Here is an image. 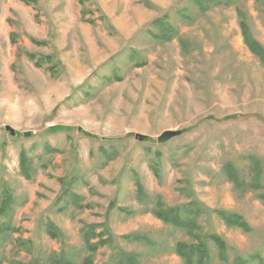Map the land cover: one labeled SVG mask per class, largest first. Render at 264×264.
<instances>
[{
  "label": "rangeland",
  "instance_id": "374dc122",
  "mask_svg": "<svg viewBox=\"0 0 264 264\" xmlns=\"http://www.w3.org/2000/svg\"><path fill=\"white\" fill-rule=\"evenodd\" d=\"M239 8L264 46V0L204 11L193 0H0V197L9 192L15 230L0 233L3 264H49L53 253L108 264L119 250L185 264L175 245L196 236L154 211L192 200L208 209L198 230L227 243V264H264V63ZM165 130L183 132L162 144ZM222 210L251 230L225 224ZM92 227V242L113 240L93 253Z\"/></svg>",
  "mask_w": 264,
  "mask_h": 264
},
{
  "label": "trees",
  "instance_id": "16d2710c",
  "mask_svg": "<svg viewBox=\"0 0 264 264\" xmlns=\"http://www.w3.org/2000/svg\"><path fill=\"white\" fill-rule=\"evenodd\" d=\"M27 1V0H25ZM196 5H198L203 11L214 6H219L223 4L224 0H193ZM238 16L240 18V27L242 29V34L244 41L252 54H254L261 62L264 63V46L255 38H253L252 32L250 31V26L248 25L247 15L240 8L237 10ZM173 30L167 25L162 28L161 34L163 37H167V34H172ZM31 57H34L31 55ZM20 164L22 167V174L26 179H31L36 172V169L33 168V159L30 158L25 152L20 154ZM226 171L228 174L234 177V171L231 164L227 165ZM259 175V174H258ZM231 178V177H230ZM235 178V177H234ZM236 179V178H235ZM231 180L237 185L238 179ZM139 194L144 197V189L142 185L138 184ZM8 191H5L3 197H0V233H8L9 231H15L11 226V209L5 208L11 204V197L8 194ZM163 210H155V215L160 219H163L169 224H173L178 228L189 229L191 233L196 236V242L187 243V242H178L175 245V252L179 255L185 264H210L212 259L211 249L208 245L207 240H210L215 244L219 249V257L221 264H227V243L216 233H206L202 234L198 229L199 226L196 222V219L206 211L207 208L204 207L201 203L196 200H192L187 204L176 208H164ZM218 216L224 221L225 224L233 227L240 228L244 231H250L248 223L245 221L243 216L240 214L229 212V211H217ZM185 217V218H184ZM46 230L52 238H58L60 236V230L51 222H47ZM196 232V233H195ZM97 235L94 227L87 230L85 233L87 248L93 253L95 252L99 245L106 244L113 241L112 237L109 236L105 239H99L97 242H92V239ZM100 235V233L98 234ZM126 238H132L133 240L141 239L139 235L134 236H124ZM37 261V260H36ZM0 264H3L0 259ZM49 264H76L71 259H68L64 255L53 253L49 259ZM86 264H94L90 259L86 260ZM108 264H142L139 260L138 254L135 252H126L124 250H119L113 254L111 262ZM235 264H248L243 259H238Z\"/></svg>",
  "mask_w": 264,
  "mask_h": 264
},
{
  "label": "water",
  "instance_id": "95a60500",
  "mask_svg": "<svg viewBox=\"0 0 264 264\" xmlns=\"http://www.w3.org/2000/svg\"><path fill=\"white\" fill-rule=\"evenodd\" d=\"M6 129L8 131L11 132L12 135H16L17 131L12 128L11 126L7 125ZM183 130H165L159 137H158V142L159 143H166L168 141H170L171 139L179 136L180 134H182ZM26 137H28L30 135V132H25L24 134ZM136 138L140 141H148L149 140V136L143 135V134H137Z\"/></svg>",
  "mask_w": 264,
  "mask_h": 264
}]
</instances>
